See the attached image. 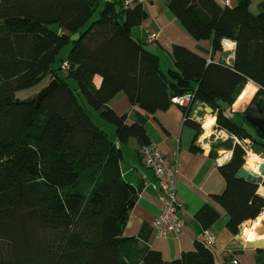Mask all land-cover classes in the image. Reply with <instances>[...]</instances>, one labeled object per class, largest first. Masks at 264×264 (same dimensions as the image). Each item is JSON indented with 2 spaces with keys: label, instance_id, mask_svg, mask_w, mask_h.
Instances as JSON below:
<instances>
[{
  "label": "trees",
  "instance_id": "obj_1",
  "mask_svg": "<svg viewBox=\"0 0 264 264\" xmlns=\"http://www.w3.org/2000/svg\"><path fill=\"white\" fill-rule=\"evenodd\" d=\"M168 1L194 39H210L218 50L224 39L233 41L232 64L207 61L173 44V66L162 70L159 55L130 32L146 18L140 5L128 8L123 20L116 0L100 7L99 0H0V264H116L134 201L119 170L120 145L130 138L139 148L149 145L141 125L128 124L125 114L110 108L100 110L118 92L148 115L186 92L193 95L190 105L204 102L217 109L215 128L225 137L214 147L231 153L218 166L225 188L211 196L228 214L226 228L234 235L264 211L259 186L236 176L248 150L264 154V135L248 128L244 111L231 110L251 81L256 86L251 102L264 114V8L251 12L249 0ZM54 24L58 33L48 28ZM64 31L70 32V48L59 58ZM47 75L57 84L37 104L16 98V91ZM87 75L101 78L93 91ZM190 105L183 107L185 123L199 133L200 124L188 118ZM96 111L113 126L119 145L93 121ZM190 150L199 148L191 144ZM217 218L208 204L194 215L202 232ZM143 260L162 262L157 251ZM215 261L213 247L195 237L193 248L171 263Z\"/></svg>",
  "mask_w": 264,
  "mask_h": 264
},
{
  "label": "crops",
  "instance_id": "obj_2",
  "mask_svg": "<svg viewBox=\"0 0 264 264\" xmlns=\"http://www.w3.org/2000/svg\"><path fill=\"white\" fill-rule=\"evenodd\" d=\"M168 2L130 0L129 5L125 6L128 9L140 5L146 11V18L132 26L130 32L144 42L148 49L159 55L162 70L173 66L169 56L173 44L183 45L205 57L207 61L217 62L223 59L227 65L232 64L233 49L227 50L224 41L222 48L218 50L213 47L210 39H194L170 11ZM152 34L155 37L151 38ZM50 80L49 75L45 76L27 91L26 97L38 93ZM100 81L99 75H87L85 78L86 85L92 91L99 86ZM255 89L254 84L253 90ZM203 103L195 102L190 105L188 114L189 119L200 124L199 133L185 123L183 107L174 103L165 110H157L148 115L137 105L131 104L123 92H118L100 108V110L110 108L119 115L125 114L128 124L141 125L149 138V146L162 151L168 164L176 171L177 213L182 221L181 229L177 233L166 236L155 233L152 221L161 208L160 192L154 188L153 171L140 159V148L136 139L130 138L120 145L122 157L119 161V170L134 190V201L122 229V235L128 239L118 246L116 264H146L143 258L149 251H157L160 254L162 262L159 264H172L171 261L193 248L195 237H202L207 243L199 223L194 219L195 213L204 204L210 205L218 213L217 220L207 230L212 238L211 244H207L215 251V264H264V253L260 249L245 246L247 239H257L261 236L255 232L257 235L254 237L255 230L247 234L230 233L226 228L228 214L211 196L223 192L225 188V181L218 166L229 159L231 151L214 147L216 138L207 137L210 131H213L212 128L208 133H203V119L207 115L212 116L204 110ZM234 103L236 101L232 104V111H244L242 106L235 108ZM99 111L93 112L92 116L99 118ZM102 122L101 127L106 128L109 138L119 145L113 126L103 120ZM191 144L196 145L199 151H191ZM259 193L264 195L262 191ZM251 221L254 220L242 223L243 230Z\"/></svg>",
  "mask_w": 264,
  "mask_h": 264
},
{
  "label": "built area",
  "instance_id": "obj_3",
  "mask_svg": "<svg viewBox=\"0 0 264 264\" xmlns=\"http://www.w3.org/2000/svg\"><path fill=\"white\" fill-rule=\"evenodd\" d=\"M122 2L124 6H128L130 0H122ZM218 2L221 5L231 4V0H218ZM150 37L153 38L155 35L152 34ZM223 41L227 50L230 51L234 48L235 43L233 41L229 39H224ZM66 66L67 61H63L62 67L65 68ZM192 96L191 92H186L182 95L172 97L171 102L180 107H187L192 101ZM210 128H213V125H211ZM202 129L204 133L205 128H203V125ZM214 132L216 133V129L213 131L211 130L207 137L214 134ZM220 133L222 132L217 131L214 138L219 137L218 135L221 137ZM139 154L142 163L153 171L155 177L154 188L160 192L159 200L161 208L158 215L152 221L155 233L159 236L177 233L181 229L182 221L177 213L178 201L175 185L176 171L168 164L164 154L157 147L149 145L141 147L139 149ZM225 158H228V152L225 154ZM203 235L205 236L206 242L211 244L212 238L207 230L203 231Z\"/></svg>",
  "mask_w": 264,
  "mask_h": 264
},
{
  "label": "water",
  "instance_id": "obj_4",
  "mask_svg": "<svg viewBox=\"0 0 264 264\" xmlns=\"http://www.w3.org/2000/svg\"><path fill=\"white\" fill-rule=\"evenodd\" d=\"M116 5L120 10L121 17L123 20H125L126 14H127V8L124 6L122 0H116ZM55 33L59 32V26L57 24L51 25L48 27ZM61 37L64 41V43H68L70 32L64 31L61 34ZM219 62H224L223 59H221ZM57 81L55 79H51L36 95L29 99H18L20 101H26V102H32L36 101V104L41 100L42 97L46 96L51 92V90L56 86ZM204 104V110L208 113L213 115L214 117L217 115V109H213L208 104ZM244 121L253 127L255 130H257L259 133L264 135V114L262 112V107L257 102H249L245 109H244ZM260 158L262 159V162L258 163L257 172L252 171L251 169L247 168L245 166V163L239 168V170L236 173V176L239 178H243L244 180L253 183L255 185L261 186L262 182L264 180V154H259ZM132 192L134 190L130 186ZM255 232L261 236L257 239H251L245 241V246L247 247H255L261 250H264V220L262 221L261 225L259 227H256Z\"/></svg>",
  "mask_w": 264,
  "mask_h": 264
},
{
  "label": "rangeland",
  "instance_id": "obj_5",
  "mask_svg": "<svg viewBox=\"0 0 264 264\" xmlns=\"http://www.w3.org/2000/svg\"><path fill=\"white\" fill-rule=\"evenodd\" d=\"M104 1H105V0H99V7L104 3ZM231 3H233L232 0H231ZM263 8H264V0H249V10H250L251 12H253V13H257V12L261 11ZM69 48H70V45H68V44L64 45V46L62 47V49L60 50V52H59V54H58V57H59V58H60V57H61V58H65L66 55H67V52H68ZM59 64H60V62H59V60L57 59V60H56V66H58ZM60 74H61L62 76H65V75H66L65 70L61 69V70H60ZM68 81H69L70 83L74 84L73 81H71V80H68ZM48 82H49V81H48ZM29 89H30V88H26V89H21V90L16 91V93H15L16 98H18V99H27L26 94L28 93L27 91H29ZM255 91H256V89H255V90H252L251 92H249V94L244 95L241 99H239V100L237 101L238 96H239V95H238V96L236 97V99H235V101H237V104L234 103L235 108H239V107L242 106V109L244 110L245 107H246V105L251 101L252 96H253V94H254ZM38 92H39V91H38ZM36 94H37V93L31 94V95H29L28 98H31V97H33V96L36 95ZM235 101H234V102H235ZM212 116H213V115H212ZM92 119H93V121H94L97 125H99V126H103V125L101 124V123H103L101 119H99V118H97V117H95V116H92ZM238 122H239V121H238ZM214 124H215V122H214ZM214 124H213V128H212L213 130L216 129ZM102 128H103V127H102ZM248 128H251V126L249 125ZM104 129L106 130L105 127H104ZM217 131H218V130H216V133H217ZM216 133L214 132V134H211L210 137L213 138L214 135H215ZM220 134H221V137H220V135H218L219 137H217L215 140H220V139H222V138L225 137V134H224V133H220ZM248 151H250V150H248ZM248 151H247V152H248ZM261 161H262V160H261ZM245 166L248 168V166H247V164H246V161H245ZM261 215L263 216V215H264V212L260 214L259 222H258V225H257L256 227H259V226L261 225L262 221L264 220V218L261 217ZM252 223H253V221H251L249 225L246 224L245 227L250 228V225H251ZM240 230H241V231L239 232V234L245 233V232L243 231V227H241Z\"/></svg>",
  "mask_w": 264,
  "mask_h": 264
},
{
  "label": "bare ground",
  "instance_id": "obj_6",
  "mask_svg": "<svg viewBox=\"0 0 264 264\" xmlns=\"http://www.w3.org/2000/svg\"><path fill=\"white\" fill-rule=\"evenodd\" d=\"M253 89H254V84L251 83V82H248L244 86V88L242 89V91L240 92L237 101L239 99H241L244 95L249 94V92H251ZM237 101H236V104H237ZM202 122H203V128H205V130H206L205 132L208 133L210 131L211 125L214 123V116L207 115L203 119ZM261 160L262 159L260 158V156L258 154H256V153H254L251 150L246 153V157H245L246 164H247L248 168L251 169L254 172H257L258 163L262 162ZM259 190L262 191V192H264V187L260 186L259 187ZM259 217H257L256 219H254L253 223L250 225V228H247V227L244 228L243 231L245 232V234L249 233L250 231L253 232L256 229V226L258 225V222H259ZM261 217L264 218V215L263 216L261 215ZM256 235L257 234L254 231V235L253 236L255 237Z\"/></svg>",
  "mask_w": 264,
  "mask_h": 264
},
{
  "label": "clouds",
  "instance_id": "obj_7",
  "mask_svg": "<svg viewBox=\"0 0 264 264\" xmlns=\"http://www.w3.org/2000/svg\"><path fill=\"white\" fill-rule=\"evenodd\" d=\"M251 239V237H249Z\"/></svg>",
  "mask_w": 264,
  "mask_h": 264
}]
</instances>
